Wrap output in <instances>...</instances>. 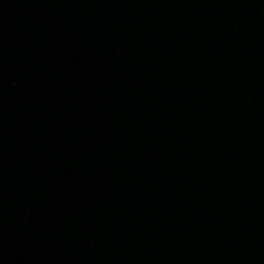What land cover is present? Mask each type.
<instances>
[{
	"label": "water",
	"instance_id": "95a60500",
	"mask_svg": "<svg viewBox=\"0 0 264 264\" xmlns=\"http://www.w3.org/2000/svg\"><path fill=\"white\" fill-rule=\"evenodd\" d=\"M0 264H264V0H0Z\"/></svg>",
	"mask_w": 264,
	"mask_h": 264
}]
</instances>
